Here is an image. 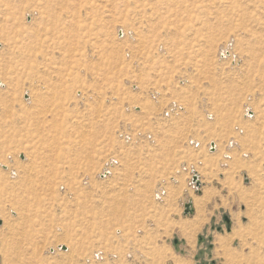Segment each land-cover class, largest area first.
<instances>
[{
    "label": "rangeland",
    "instance_id": "obj_1",
    "mask_svg": "<svg viewBox=\"0 0 264 264\" xmlns=\"http://www.w3.org/2000/svg\"><path fill=\"white\" fill-rule=\"evenodd\" d=\"M0 173V264H264V0H0Z\"/></svg>",
    "mask_w": 264,
    "mask_h": 264
},
{
    "label": "crops",
    "instance_id": "obj_2",
    "mask_svg": "<svg viewBox=\"0 0 264 264\" xmlns=\"http://www.w3.org/2000/svg\"><path fill=\"white\" fill-rule=\"evenodd\" d=\"M216 144V143H215ZM216 148H217V145H216ZM214 151H216V150H214ZM213 151V152H214ZM232 159H233V156H232ZM231 159V160H232ZM201 181H202V186H201V188H200V190L199 191H203V187L205 186L204 185V179H203V175H201ZM179 182V181H178ZM177 183V182H176ZM215 195H213L212 196V191H210V192H208V195H207V197H205L206 195L203 193L202 195H203V197H205L202 201H204V203H203V205H205L206 206V204H208V206L209 205H211L212 204V201L211 200H208V199H211V198H213L214 200H216L217 201V203H219V205L220 206H222L223 205V195L224 194H226V193H224V191H221V192H216V193H214ZM223 194V195H222ZM186 195H187V198H188V202L189 201H192V203H193V208H194V211L197 209V205H196V201H195V199H194V197L188 192V191H186ZM201 195V196H202ZM208 200V201H207ZM187 202H185L184 203V206H185V204H186ZM202 203V202H201ZM226 215H224V217H225ZM228 216V215H227ZM229 217V216H228ZM229 219H230V222H231V226H232V224H233V218H232V216L231 217H229ZM225 221H226V224L228 225V222H227V220L225 219ZM206 222H207V220H206ZM205 222V223H206ZM204 225V224H203ZM203 225H202V227H203ZM232 230V229H231ZM199 232V230L197 231V233ZM222 235V234H221ZM223 236H225L226 237V235H223ZM178 242V241H177ZM217 254V253H216ZM184 256L185 257H188L189 259H192V264H194V259L195 258H193L194 257V255L193 256H191V255H189V253L188 254H184ZM218 256H221V257H223L224 258V256H222V255H218ZM181 259H186V258H183V257H180ZM224 260H225V258H224ZM174 264V263H173ZM213 264H216V261H213Z\"/></svg>",
    "mask_w": 264,
    "mask_h": 264
},
{
    "label": "built area",
    "instance_id": "obj_3",
    "mask_svg": "<svg viewBox=\"0 0 264 264\" xmlns=\"http://www.w3.org/2000/svg\"><path fill=\"white\" fill-rule=\"evenodd\" d=\"M195 143L198 145L199 142L196 141ZM214 143H215V142H214ZM215 148H216V147H215ZM210 149H211L212 151H214L213 148H212V143H211V145H210ZM231 157H232V155H230V154H225V158H226V159H229V160H230ZM224 165H226V164H224ZM184 170H185V171H187V170L190 171L191 175H190V178H189V184L194 188L195 191H199L202 185H201L200 187H198V186L196 185V183L193 181V176H194V174L197 173V174L199 175L200 179H201V176H200V175H202V174L196 169L195 165H192L190 168H189L188 166H184ZM199 173H200V174H199ZM173 180H174V182H178V180H177L176 178H174V177H173ZM201 183H202V181H201ZM166 195H167V190H166L165 187H164V189H160V191L156 194L157 198H158V199H161V200H163V199L165 198ZM219 229H220V228H219Z\"/></svg>",
    "mask_w": 264,
    "mask_h": 264
},
{
    "label": "water",
    "instance_id": "obj_4",
    "mask_svg": "<svg viewBox=\"0 0 264 264\" xmlns=\"http://www.w3.org/2000/svg\"><path fill=\"white\" fill-rule=\"evenodd\" d=\"M215 147H216V144L213 142L212 143V148H213V150L215 149ZM193 181L196 183V185L198 186V187H200L201 185H202V183H201V179H200V177H199V175L196 173V174H194V176H193ZM194 212V208H193V203H192V201H189V202H187L186 204H185V210H184V213L186 214V215H189V214H192ZM226 220H227V222H228V229L230 230L231 229V222H230V219H229V217L226 215L225 217H224ZM2 223V219L0 218V224ZM60 248H62V249H66V246L65 245H61L60 246Z\"/></svg>",
    "mask_w": 264,
    "mask_h": 264
},
{
    "label": "bare ground",
    "instance_id": "obj_5",
    "mask_svg": "<svg viewBox=\"0 0 264 264\" xmlns=\"http://www.w3.org/2000/svg\"><path fill=\"white\" fill-rule=\"evenodd\" d=\"M213 143V142H212ZM19 162V161H18ZM20 164L21 163H17V166H16V170L18 171V173H19V170H20ZM200 174V173H199ZM3 175H2V173H0V179H1V177H2ZM201 176V175H200ZM202 213V212H201ZM192 222H193V220H192ZM191 223V222H190ZM189 223V224H190ZM188 227H190V226H188ZM236 233V232H235ZM229 238V237H228ZM228 238H226L225 240H221V242H222V244L223 243H227V244H229L230 242H229V239ZM60 246L61 245H59V248H60ZM228 246V245H227ZM224 247V246H223ZM66 248H67V246H66ZM54 250V249H53ZM98 255V254H97ZM97 257H99V256H97ZM166 257V254H164V253H162V252H158V254H157V258H159V259H164ZM176 260V262H177V264H190V262L187 260V259H180V258H178V259H175ZM154 261V260H153Z\"/></svg>",
    "mask_w": 264,
    "mask_h": 264
}]
</instances>
